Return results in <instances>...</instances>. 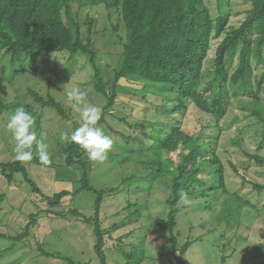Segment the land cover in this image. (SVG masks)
<instances>
[{
  "label": "trees",
  "instance_id": "16d2710c",
  "mask_svg": "<svg viewBox=\"0 0 264 264\" xmlns=\"http://www.w3.org/2000/svg\"><path fill=\"white\" fill-rule=\"evenodd\" d=\"M246 1L250 9L242 24L235 28L230 26V0H217L216 8L212 6L211 0H0V65L4 62L19 63L9 76L12 82L28 72L24 66L26 64H41L43 67L32 72L42 82L43 89L27 88L38 106L29 107L30 112L32 109L37 110L38 116L35 118L38 129L43 127V110L46 107L55 110L63 120L71 122V132L79 126L72 108L65 107L53 95L44 93L46 88L52 90L67 84L75 76V71L67 67L65 75H58V65L54 74L48 75L47 72L52 70L51 62L56 58L53 56L57 53H69L71 58L79 54L87 56L93 69L94 90L108 100L97 126L106 124L108 129L114 131L106 118L109 115L113 118L116 116L115 107L121 96L148 101L154 107L152 114L148 107L145 106V111L143 108L145 124L130 125L128 116L131 113H122L123 118H115L124 124L123 127L127 126V141H132L134 136H131V132L138 130L141 131L138 138L146 139L143 140L145 144H141L143 148L129 144L123 161L134 163L138 168L142 165L140 168L147 174L144 179L152 184L151 193L153 184L158 181L164 183L168 190L163 201L167 216L152 218L148 215V218L151 227L169 232L170 245L166 240L161 251L166 259L171 258L169 264H187L186 254L194 243L189 240L178 248L175 231L178 214L184 209L179 200L180 191H187L189 197L195 199L214 192V189H221L224 194L229 192L221 158L215 151H206L201 138L184 130L188 111L193 108L208 118L206 126L209 128H220L232 99L244 97L251 100L250 107L249 103L247 107L242 105V110L250 111L261 130L263 141L258 151L264 145V0ZM94 7H103L102 12L96 13V16L83 13ZM103 17L109 21L115 20V23L109 30L103 28L99 31L98 20ZM109 31L116 38L120 54L113 79L107 84L98 64L100 52L94 41L98 33ZM220 39L209 68L206 63L214 42ZM259 68L261 71L254 83ZM9 106L0 97V113L6 112ZM141 129H145L146 133ZM236 144L239 145L238 142ZM60 146L67 165L79 166L82 170L80 188L73 193L62 191L51 197L44 196L30 178L25 165L16 160L1 162V174L9 184L14 183L16 174H22L32 193L43 197L42 200L50 208L48 213L59 207L67 197H75L83 191H95L94 217L88 218L78 209L71 210L69 214L93 226L96 238L94 251L99 264H108L106 236L133 221H140L143 218L141 212L148 211L151 196L144 205L129 203L125 208L129 212L125 220L103 229L100 213L108 189L95 190L92 186L90 168L85 161L86 153L78 145L69 141ZM243 152L249 161L264 167V156ZM206 156L210 158L205 159ZM199 158L205 161L199 162ZM34 160L41 164L38 158ZM249 164L244 163V168H249ZM235 171L239 172L236 168ZM134 178L127 177L123 183L131 182ZM247 184H251L258 194L264 193V184L243 178V186ZM4 200L5 196L0 195V206ZM31 216V221L21 233L15 236L0 233V239L13 241V246L0 251V256L30 238L31 230L38 223L37 215ZM261 224L258 228L264 230V222ZM35 241L39 255L55 256L44 250L40 239ZM121 252L127 260L126 264H144L148 259L146 250L139 246H135L131 252ZM62 258L66 264H90L76 263L70 257ZM228 258L231 256H222L223 264ZM252 258L256 260L254 264H264V240L257 245Z\"/></svg>",
  "mask_w": 264,
  "mask_h": 264
},
{
  "label": "rangeland",
  "instance_id": "374dc122",
  "mask_svg": "<svg viewBox=\"0 0 264 264\" xmlns=\"http://www.w3.org/2000/svg\"><path fill=\"white\" fill-rule=\"evenodd\" d=\"M211 1L212 6L216 8L217 0ZM230 1L232 13L230 26L237 28L245 20L250 4L246 0ZM101 9L103 7H94L88 12L84 10L83 13L96 16V13L102 12ZM114 23L115 20L109 21L103 17L98 20L99 31L103 28H110ZM219 41L221 39L214 42L209 61L206 63L209 68H211V60L215 56ZM94 44L100 52L98 64L103 72L104 82L108 84L113 79L114 69L117 68L120 48L110 31L104 34L98 33ZM53 57L56 58L51 62L52 70L47 72L48 75L52 76L58 65V75H65L69 68L75 71V76L67 84L56 86L52 90L46 88L45 95L51 94L65 107H70L66 103V96L68 92L79 88L87 91L89 105L101 109L106 106L107 98L97 94L94 90L93 69L87 56L79 54L71 58L69 53L63 52ZM20 65L23 66V64ZM18 66L19 63L9 64L8 62L0 65V97L10 105L6 112L0 113V163L15 161L13 151L15 142L6 128L10 114L17 106H22L27 111L31 109L29 108L31 106L38 107L28 94L27 88L43 89L42 82L33 75L43 68L41 64L24 65L28 68V72L18 76L12 82L9 76ZM260 69L256 72L254 83L258 80ZM250 102L251 100L244 99V97L232 99L228 114L221 120L220 128L206 126L208 118L193 108L185 117L184 130L201 138L205 150L215 151L221 158L225 168V183L229 190L224 194L223 190L214 189V192L206 193L197 199L190 198V203H182L184 209L178 214L175 234L178 239V248L189 240L194 241L186 254L187 264H223L222 256L225 255L231 258H228L224 264H254L256 262L252 255L257 245L264 240V230L258 228L262 225L261 222H264V193L258 194L251 184L243 186V178L264 184V167L249 161L243 151L264 156V145L262 150L258 151L263 141L261 130L257 127V120L250 111L242 110V105L247 107L249 103L250 107ZM145 106L149 108L150 114L154 112V107L148 101L121 96L114 114L117 119H120L124 117L122 113H131L128 116L130 125L145 124L146 120L142 111L143 108L145 111ZM72 110L73 116L80 125L79 113L73 108ZM30 113L34 118L38 116L37 110L32 109ZM43 113L42 129H38L36 118L35 128L38 132L46 133L45 142L49 146L48 150L53 162L47 166L35 162L34 159L38 157L34 151L33 161L24 163V165L30 178L41 189L44 196L51 197L62 191L73 193L80 188L82 170L79 166L67 165L66 156L60 146L70 141H61L60 133L70 134L71 125L52 108L46 107ZM115 117L109 115L106 118L114 131L108 129L106 124L98 126L113 140L108 158L99 162L90 161L87 155L85 156V161L90 168L89 179L92 186L95 190L108 189L100 213L102 228L109 229L113 224L123 222L126 214L129 213L125 209L129 203L144 205L148 197L151 196V198L148 211L141 212L143 218L140 221H133L106 236L107 263L126 264L127 260L121 250L131 252L135 246H139L147 252L148 259L144 264H169L171 258L166 259L163 254L161 255L163 243L167 240L170 245L169 232L151 227V220L148 218V215L152 218L167 216L166 205L163 201L168 190L164 183L158 181L153 184L154 188L151 193L149 190L152 184L144 179L147 174L144 169L140 168L142 165L138 168L134 163L123 161V157L126 156L124 152L128 150L129 144L136 148H143L141 144H145L143 140L146 139L145 137L138 138L141 135V131L138 130L131 132L134 139L127 141L128 138H125V135L128 128L123 127L124 124L122 125V122L120 123ZM176 117L181 118L182 115H176ZM141 130L146 133L145 129ZM209 158L210 156H206L205 159ZM205 159L199 158L198 161L204 162ZM244 163H250L249 168H244ZM235 168L239 171L238 173ZM130 176H135L134 180L124 184L123 181ZM2 194L5 200L0 206V233L10 236L21 233L26 224L31 221L33 214L37 215L38 223L31 230L30 238L13 247L14 250H8L6 254L0 256V264H66L62 257H70L76 263H100L94 251L96 238L93 226L84 222L82 218L79 219L69 214L71 210L78 209L86 217H94L97 198L95 191H83L75 197H67L59 207L51 209L48 213L47 210L50 208L42 200L43 197L32 193L30 185L22 174H16L14 183L9 184L0 171V195ZM35 239H40L44 250L55 256L39 255L36 251ZM144 240H146L145 243H143ZM12 246L13 241L0 239V251L10 249ZM119 247L122 249L119 250Z\"/></svg>",
  "mask_w": 264,
  "mask_h": 264
},
{
  "label": "clouds",
  "instance_id": "9594fccd",
  "mask_svg": "<svg viewBox=\"0 0 264 264\" xmlns=\"http://www.w3.org/2000/svg\"><path fill=\"white\" fill-rule=\"evenodd\" d=\"M66 103L79 113L81 123L70 134L61 132L60 140H70L78 145L90 161H105L113 146V140L101 127L97 126L102 116V109L89 105L87 91L79 88L68 92ZM6 128L15 142L13 151L17 162L24 164L33 161L35 151L41 164L46 166L52 164L49 146L45 142L46 133L36 130L35 118L24 107H17L10 114ZM179 200L183 204L190 203L188 192L181 190Z\"/></svg>",
  "mask_w": 264,
  "mask_h": 264
}]
</instances>
